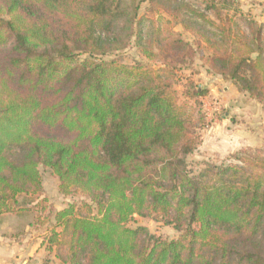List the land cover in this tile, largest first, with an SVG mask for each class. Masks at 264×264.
<instances>
[{"label": "trees", "instance_id": "1", "mask_svg": "<svg viewBox=\"0 0 264 264\" xmlns=\"http://www.w3.org/2000/svg\"><path fill=\"white\" fill-rule=\"evenodd\" d=\"M204 4L0 0V215L51 225L40 264H264V144L193 169L209 89L180 74L198 55L264 104V23ZM42 168L89 201L55 210Z\"/></svg>", "mask_w": 264, "mask_h": 264}, {"label": "rangeland", "instance_id": "2", "mask_svg": "<svg viewBox=\"0 0 264 264\" xmlns=\"http://www.w3.org/2000/svg\"><path fill=\"white\" fill-rule=\"evenodd\" d=\"M194 7L204 8V0H187ZM240 9L245 13H250L254 19L264 23V0H239ZM144 6V5H143ZM243 31L250 32L249 28L242 25ZM177 31L182 37L194 44V37L177 26ZM116 56L126 62L138 58L136 49L132 44L125 50L116 53ZM181 76L187 77L192 74L198 84L209 89L208 96L201 97L206 110L209 126L200 131L201 144L197 151L189 156L188 161L191 167L197 170L202 161L221 162L229 154L242 147L258 148L264 144V104L259 103L249 94L235 92L236 86L231 80L222 79L220 76L208 74L206 67L202 65L197 55L194 62L180 70ZM180 91L182 86L177 85ZM214 143H208L209 140ZM44 176L46 192L53 202L52 206L67 205L72 201L80 203L89 198L83 195L74 194L63 196L59 192L58 178L49 170L41 169ZM26 217V216H25ZM23 218V223L26 220ZM146 225L153 233L165 238H172L177 235L176 230L171 226L155 222L146 217L135 216L130 225ZM54 264H63L55 260Z\"/></svg>", "mask_w": 264, "mask_h": 264}, {"label": "crops", "instance_id": "3", "mask_svg": "<svg viewBox=\"0 0 264 264\" xmlns=\"http://www.w3.org/2000/svg\"><path fill=\"white\" fill-rule=\"evenodd\" d=\"M213 141L215 142L214 139L209 140L208 143H214ZM45 195L52 203L53 199L46 192V187ZM64 206L56 205L54 209ZM34 216L30 212L0 215V264H40L48 255L44 240L51 225L36 226L33 224ZM21 217L26 218L24 223ZM51 221L54 222V218Z\"/></svg>", "mask_w": 264, "mask_h": 264}]
</instances>
